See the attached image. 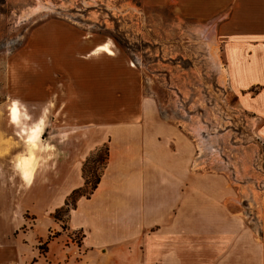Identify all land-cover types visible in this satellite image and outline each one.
I'll list each match as a JSON object with an SVG mask.
<instances>
[{"label":"rangeland","instance_id":"374dc122","mask_svg":"<svg viewBox=\"0 0 264 264\" xmlns=\"http://www.w3.org/2000/svg\"><path fill=\"white\" fill-rule=\"evenodd\" d=\"M47 23L79 30L82 41L112 43L113 58L140 74L160 116L192 140L194 187L201 186L196 176H209L210 200L223 203L242 232L234 243L193 238L192 251L264 250V82L239 88L233 71V59L264 61V0H0V165L9 174L2 178L9 192L0 202V250L16 249L21 264H60L62 250L73 264H96L101 256L86 258L82 232H69L67 222L70 207L104 171L108 144L88 157L77 179L63 177L61 141L74 136L85 149L100 140V127L94 116L64 113L54 40L42 41L50 36L42 33ZM211 26L216 44L208 47ZM32 88L38 98L25 99ZM14 102L18 122L11 120ZM41 120L33 147L28 134ZM79 183L69 208L60 207L67 188ZM193 231L199 237L198 224Z\"/></svg>","mask_w":264,"mask_h":264},{"label":"crops","instance_id":"0c3cea01","mask_svg":"<svg viewBox=\"0 0 264 264\" xmlns=\"http://www.w3.org/2000/svg\"><path fill=\"white\" fill-rule=\"evenodd\" d=\"M45 29L42 33L50 36H43V43L53 39L50 50L57 52L63 112L94 116L100 127V140L87 142L85 149L74 136L61 141L63 177L77 179L88 157L108 144L97 188L68 211V231L84 234L80 248L87 251L86 258L100 253L96 264H264V250L233 247L213 257L192 251L193 238H228L232 243L242 238L240 220L218 199L210 200L209 176H196L201 186L194 187L192 140L160 116L153 99L142 92L140 74L126 59L91 55L101 43L82 41L75 28L47 23ZM233 61L237 87L264 82L263 59ZM30 90L31 96L24 98L37 99V90ZM5 173L0 165V202L9 192L2 186V178L9 176ZM82 185L67 188L60 207H66L69 195ZM220 194L224 196V190ZM194 223L200 227L199 237ZM244 236L253 238L246 232ZM20 259L16 249L0 250V264H21ZM60 264H73L72 253L62 250Z\"/></svg>","mask_w":264,"mask_h":264},{"label":"bare ground","instance_id":"6f19581e","mask_svg":"<svg viewBox=\"0 0 264 264\" xmlns=\"http://www.w3.org/2000/svg\"><path fill=\"white\" fill-rule=\"evenodd\" d=\"M215 30L214 27L211 26L210 28L208 27L207 30L205 31V37L208 41V47L209 46H214L216 44V39H215ZM108 54L110 56H114L115 55V51L113 50V44L112 43H105L102 45H98L95 50L91 53V55H98V54ZM214 64L216 67L220 68V62L218 60V58L216 57V54L214 53ZM20 107L18 105L17 102H14L10 108V115H11V120L13 122H18L20 120L19 116H20ZM43 131V120L40 121L39 124H37V126H35L34 128H32L29 131V136H28V142L34 147L37 145L38 139H39V135L40 133ZM25 134V133H24ZM29 179V171L26 172L25 175V181L27 182Z\"/></svg>","mask_w":264,"mask_h":264},{"label":"trees","instance_id":"16d2710c","mask_svg":"<svg viewBox=\"0 0 264 264\" xmlns=\"http://www.w3.org/2000/svg\"><path fill=\"white\" fill-rule=\"evenodd\" d=\"M107 152H108V147H107ZM100 179H101V176L98 178V180H97V182H96V184L92 187V191H91V193L89 194V195H87V196H85V197H90V195L94 192V190L97 188V186H98V184H99V182H100ZM80 189H77V190H74L73 191V193L71 194V196L69 197V199L67 200V202H66V207H68L69 208V200H73L74 198H73V196L74 195H78L79 193H80ZM76 202L77 201H75V203L72 205V206H75V204H76ZM67 208V209H68ZM69 211V210H68ZM83 237H84V234H83ZM83 240V239H82Z\"/></svg>","mask_w":264,"mask_h":264}]
</instances>
